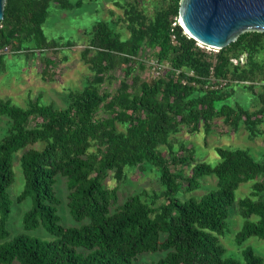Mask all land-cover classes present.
<instances>
[{
  "label": "trees",
  "instance_id": "1",
  "mask_svg": "<svg viewBox=\"0 0 264 264\" xmlns=\"http://www.w3.org/2000/svg\"><path fill=\"white\" fill-rule=\"evenodd\" d=\"M143 1L118 3L124 10L122 22H115L124 24L119 30L106 20L93 27L81 53L92 74L83 90L69 94L66 108L46 105L41 98L25 108L0 100V121H10L0 140V264H133L154 252L168 253L154 264H264L250 247L243 250L242 262L227 256L220 243L232 208L244 219L237 244L264 239V158L247 149L217 147L220 160L212 165L196 160L194 150L183 143L174 148L184 129L196 133L204 127L210 133L219 118L230 127L244 123L251 138L263 134L264 33H245L223 50L208 51L178 24L181 0H163L165 5L151 18ZM84 2L7 0L0 49L19 54L32 45L33 53L43 54V75H48L55 63L44 53L75 46L48 39L43 26L50 9L73 10ZM143 56L168 65V71L143 79ZM5 58L0 55V64ZM119 69L124 72L119 86L104 88L111 87ZM237 86L257 97L258 108L231 102ZM39 142L42 149L34 147ZM20 151L25 186L17 201H33L23 228H44L51 240L28 233L13 236L7 227L13 159ZM146 163L158 169L162 191L152 196L142 192L117 206V189L108 188L107 180L121 182L128 167ZM211 176L218 179L217 189L201 198L178 197L184 189L198 190ZM59 177L67 179L71 215L89 220L79 228L61 224ZM246 183H252L251 193L237 199V190ZM159 200L163 203L156 206Z\"/></svg>",
  "mask_w": 264,
  "mask_h": 264
},
{
  "label": "rangeland",
  "instance_id": "2",
  "mask_svg": "<svg viewBox=\"0 0 264 264\" xmlns=\"http://www.w3.org/2000/svg\"><path fill=\"white\" fill-rule=\"evenodd\" d=\"M129 1L132 0H85L82 7L68 11L52 5L50 16L43 26L46 36L49 40L61 39L63 42L70 41L75 46L64 48L57 54L51 51L44 53L48 59L53 60L55 63L49 68L46 76L43 75L45 68L44 56L40 52H34L35 55L33 53L35 48L32 45H27L26 49L19 54H13L11 51V53L6 55L4 63L0 64V100H9L14 105L25 108L31 100L41 98V102L46 105H53L57 109L66 108L69 105V94L73 91L83 90L92 74L81 57V53L85 50L86 44L90 39L89 33L97 22L104 20L109 21L118 30L122 28L124 25L122 23L115 25V22H119L124 13L118 3L125 4ZM162 1L144 0L142 6L144 12L150 18L153 17L155 10L165 5ZM124 32V34L128 33L126 30ZM208 48H206L208 51L217 52ZM146 59L143 56L142 61L146 64L147 69L142 73V78H156V73L152 70V64L155 60ZM262 59H264V55ZM114 76L115 81L111 87L106 84L104 88H108L111 91L117 88L124 77V72L119 69ZM224 85L225 82H222L221 87ZM235 90L234 98L231 102L237 101L251 110L258 108L257 97L254 94L250 91H247V93L244 88L239 86ZM259 91L260 88L255 89V94ZM247 97L251 98L252 101L248 102L246 100ZM9 122L8 117L1 119L0 140L8 133ZM119 129H122V127H119ZM260 130L263 132L262 135L251 138L244 123L239 122L237 127H230L223 122L222 118H219L214 120L210 133H207L204 127L196 133H191L189 129H184L182 133L177 135L179 142L174 148L176 151L179 150L181 147L179 144L183 143L188 149L194 150L196 160L212 165L217 164L220 160L216 152L217 147L247 149L255 158L261 159L264 158V125L260 126ZM34 147L42 149L44 143L39 142ZM20 156L21 151L16 153L13 159L15 182L9 189L12 200V213L7 227L13 236L28 233L44 240H51V236L44 228H39L33 232H26L23 228L24 216L32 208L33 201L31 198L23 202L17 201V197L25 186ZM154 168L150 163L143 164L141 168L128 167L126 178L121 182H117L113 178L107 180L108 188L117 189V206L124 204L130 196L142 192L152 196L162 191L159 171L157 168L154 170ZM217 182L218 179L215 176L207 177L203 179L202 185L198 190L187 192L184 189L178 197L182 200L190 197L201 198L204 194L217 189ZM251 191L252 183L242 184L237 190V199L248 196ZM56 193L62 201L58 208V214L64 227L79 228L89 222L88 219L77 221L71 215L68 207L66 178L59 177L56 184ZM162 203L163 200H159L156 206ZM243 224L244 219L239 215L238 210L232 208L228 232L225 236L220 237V243L225 247L226 255L243 262V250L250 247L264 259V239L251 237L241 245L236 243L237 232L242 228ZM167 254V252L144 253L135 259L133 264H154L165 258Z\"/></svg>",
  "mask_w": 264,
  "mask_h": 264
},
{
  "label": "water",
  "instance_id": "3",
  "mask_svg": "<svg viewBox=\"0 0 264 264\" xmlns=\"http://www.w3.org/2000/svg\"><path fill=\"white\" fill-rule=\"evenodd\" d=\"M7 0H0V23ZM178 24L203 45L219 51L245 33H264V0H181Z\"/></svg>",
  "mask_w": 264,
  "mask_h": 264
},
{
  "label": "built area",
  "instance_id": "4",
  "mask_svg": "<svg viewBox=\"0 0 264 264\" xmlns=\"http://www.w3.org/2000/svg\"><path fill=\"white\" fill-rule=\"evenodd\" d=\"M198 46L201 47V48H208L207 46L203 45L202 43L200 42H197ZM209 49V48H208ZM11 53V50L9 47H6V48H3V49H0V55H7ZM168 65H161L159 64L158 62L154 61L153 64H152V70L155 71L156 73V77L158 76H161L162 74L165 73V71L168 69ZM180 71H177V74H179ZM193 73L190 71L188 72V76H192Z\"/></svg>",
  "mask_w": 264,
  "mask_h": 264
}]
</instances>
